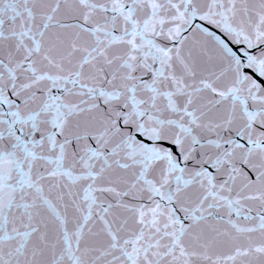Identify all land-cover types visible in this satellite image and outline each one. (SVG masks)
I'll use <instances>...</instances> for the list:
<instances>
[{"label": "snow or ice", "instance_id": "obj_1", "mask_svg": "<svg viewBox=\"0 0 264 264\" xmlns=\"http://www.w3.org/2000/svg\"><path fill=\"white\" fill-rule=\"evenodd\" d=\"M0 264H264V0H0Z\"/></svg>", "mask_w": 264, "mask_h": 264}]
</instances>
